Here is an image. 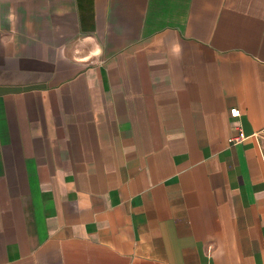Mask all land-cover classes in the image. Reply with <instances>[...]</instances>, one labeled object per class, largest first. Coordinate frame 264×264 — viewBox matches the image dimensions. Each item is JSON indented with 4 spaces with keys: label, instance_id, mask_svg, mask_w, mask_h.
Segmentation results:
<instances>
[{
    "label": "crops",
    "instance_id": "0c3cea01",
    "mask_svg": "<svg viewBox=\"0 0 264 264\" xmlns=\"http://www.w3.org/2000/svg\"><path fill=\"white\" fill-rule=\"evenodd\" d=\"M0 264H264V0H0Z\"/></svg>",
    "mask_w": 264,
    "mask_h": 264
},
{
    "label": "built area",
    "instance_id": "2783aa9c",
    "mask_svg": "<svg viewBox=\"0 0 264 264\" xmlns=\"http://www.w3.org/2000/svg\"><path fill=\"white\" fill-rule=\"evenodd\" d=\"M230 113H231L232 116L237 117V116L240 115L241 111H240V108L239 107L234 106V107H232L230 109ZM242 138H244V134H243L242 131H240V133L238 135H236V136H234V137L231 138V141L240 140Z\"/></svg>",
    "mask_w": 264,
    "mask_h": 264
}]
</instances>
